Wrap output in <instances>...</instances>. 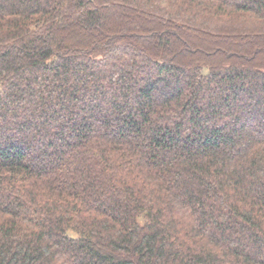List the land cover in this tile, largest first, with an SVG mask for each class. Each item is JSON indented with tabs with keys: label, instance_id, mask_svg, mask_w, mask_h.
<instances>
[{
	"label": "trees",
	"instance_id": "obj_1",
	"mask_svg": "<svg viewBox=\"0 0 264 264\" xmlns=\"http://www.w3.org/2000/svg\"><path fill=\"white\" fill-rule=\"evenodd\" d=\"M0 264H264V0H0Z\"/></svg>",
	"mask_w": 264,
	"mask_h": 264
}]
</instances>
